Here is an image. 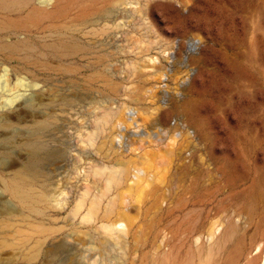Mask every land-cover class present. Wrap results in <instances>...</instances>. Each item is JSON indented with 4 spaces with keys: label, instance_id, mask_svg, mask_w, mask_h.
I'll list each match as a JSON object with an SVG mask.
<instances>
[{
    "label": "rangeland",
    "instance_id": "374dc122",
    "mask_svg": "<svg viewBox=\"0 0 264 264\" xmlns=\"http://www.w3.org/2000/svg\"><path fill=\"white\" fill-rule=\"evenodd\" d=\"M9 112L0 264L264 263V0H0Z\"/></svg>",
    "mask_w": 264,
    "mask_h": 264
},
{
    "label": "bare ground",
    "instance_id": "6f19581e",
    "mask_svg": "<svg viewBox=\"0 0 264 264\" xmlns=\"http://www.w3.org/2000/svg\"><path fill=\"white\" fill-rule=\"evenodd\" d=\"M13 101V100H12ZM12 101L10 100L9 102L10 103H12ZM14 103V102H13ZM33 102H26V104H25V107H26V110L25 111H31L32 110V108H33ZM20 107V106H19ZM17 109H18V107H17ZM13 110V109H12ZM8 114H12V113H1L0 114V125H1V127L2 128H4L5 130H7V129H9L10 127H11V124H12V122L10 121V118H9V115ZM18 114V113H17ZM12 116H14V115H12ZM18 115H16V118L18 119ZM18 121H19V119H18ZM8 138V137H7ZM28 151V152H27ZM27 153H28V155H29V157L31 158V159H35V158H39V155H38V153H37V150L34 148V147H32V146H28V149H27ZM5 162L6 161H4L3 159H0V169H3L4 167H5ZM21 167L23 168H25V166L24 165H21ZM116 224L117 223H115V224H113L112 225V228H113V230L115 231V232H123L124 231V228H125V224L123 223V222H121V221H118V227L116 226ZM264 264V263H263Z\"/></svg>",
    "mask_w": 264,
    "mask_h": 264
}]
</instances>
